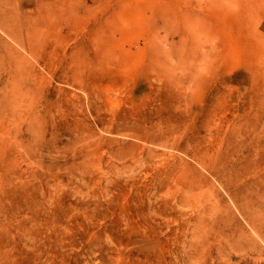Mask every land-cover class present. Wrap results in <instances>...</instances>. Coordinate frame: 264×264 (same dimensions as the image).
Here are the masks:
<instances>
[{
  "label": "rangeland",
  "instance_id": "rangeland-1",
  "mask_svg": "<svg viewBox=\"0 0 264 264\" xmlns=\"http://www.w3.org/2000/svg\"><path fill=\"white\" fill-rule=\"evenodd\" d=\"M0 264H264V0H0Z\"/></svg>",
  "mask_w": 264,
  "mask_h": 264
}]
</instances>
